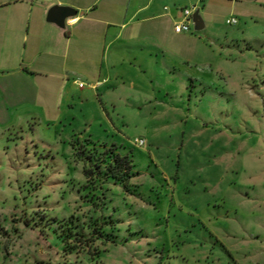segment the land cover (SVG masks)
Segmentation results:
<instances>
[{
  "label": "rangeland",
  "instance_id": "1",
  "mask_svg": "<svg viewBox=\"0 0 264 264\" xmlns=\"http://www.w3.org/2000/svg\"><path fill=\"white\" fill-rule=\"evenodd\" d=\"M158 3L204 28L140 52L123 119L1 121L0 264H264V0ZM113 146L127 181L94 166Z\"/></svg>",
  "mask_w": 264,
  "mask_h": 264
},
{
  "label": "crops",
  "instance_id": "2",
  "mask_svg": "<svg viewBox=\"0 0 264 264\" xmlns=\"http://www.w3.org/2000/svg\"><path fill=\"white\" fill-rule=\"evenodd\" d=\"M19 1L0 8V123L23 115L46 124L73 119L94 98L123 119L117 106L131 90L133 62L145 49L150 56L164 49L165 29L180 22L179 12L158 14V0ZM55 6L76 14L59 27L47 22ZM78 74L90 84L79 88Z\"/></svg>",
  "mask_w": 264,
  "mask_h": 264
},
{
  "label": "trees",
  "instance_id": "3",
  "mask_svg": "<svg viewBox=\"0 0 264 264\" xmlns=\"http://www.w3.org/2000/svg\"><path fill=\"white\" fill-rule=\"evenodd\" d=\"M116 151V146H113L109 149L105 148V151L100 154V158L97 162L98 165L94 166L96 169L103 166L107 177H112L113 179L121 181H127L130 176L131 164L126 156L122 157L116 153Z\"/></svg>",
  "mask_w": 264,
  "mask_h": 264
},
{
  "label": "water",
  "instance_id": "4",
  "mask_svg": "<svg viewBox=\"0 0 264 264\" xmlns=\"http://www.w3.org/2000/svg\"><path fill=\"white\" fill-rule=\"evenodd\" d=\"M75 14L76 13L70 8L55 6L49 10L47 15V22L54 23L59 27H63L66 19L68 17L74 16ZM192 22L197 31H200L204 28L202 20L196 15L192 16Z\"/></svg>",
  "mask_w": 264,
  "mask_h": 264
},
{
  "label": "built area",
  "instance_id": "5",
  "mask_svg": "<svg viewBox=\"0 0 264 264\" xmlns=\"http://www.w3.org/2000/svg\"><path fill=\"white\" fill-rule=\"evenodd\" d=\"M179 18H180V22H178L174 26L175 33H177V34L189 33L190 32L189 22H192V14L190 13V11L184 10V11L179 12ZM71 23H73V20L70 21V24ZM236 23L237 22L234 19L227 21V24H229V25H233ZM79 88H84V85L82 83H80ZM135 144H137L138 146H143L144 141H142V140L135 141Z\"/></svg>",
  "mask_w": 264,
  "mask_h": 264
}]
</instances>
